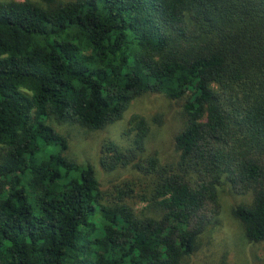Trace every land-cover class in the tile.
<instances>
[{"label":"trees","instance_id":"16d2710c","mask_svg":"<svg viewBox=\"0 0 264 264\" xmlns=\"http://www.w3.org/2000/svg\"><path fill=\"white\" fill-rule=\"evenodd\" d=\"M145 92L183 98L186 119L179 169L139 196L154 216L105 200L50 123L99 129ZM131 123L103 168L142 148ZM0 149V264H182L225 182L251 195L232 209L244 237L264 240V0H0Z\"/></svg>","mask_w":264,"mask_h":264},{"label":"rangeland","instance_id":"374dc122","mask_svg":"<svg viewBox=\"0 0 264 264\" xmlns=\"http://www.w3.org/2000/svg\"><path fill=\"white\" fill-rule=\"evenodd\" d=\"M183 102V98L145 92L130 101L118 120L99 129H87L70 120L50 123L66 139L64 155L93 167L105 200L122 199L136 214L154 216L157 205L139 196L148 193L159 173L179 169L174 135L185 124ZM135 118L143 119L147 127L142 148L125 166L103 168L99 158L104 144L111 141L122 150L130 147L136 133L131 123ZM151 156L156 159L154 167L147 163ZM217 199L219 212L200 232L194 249L183 258L182 264H264V240L246 239L242 224L232 214L233 207L251 201L250 193H235L225 182L217 187Z\"/></svg>","mask_w":264,"mask_h":264}]
</instances>
